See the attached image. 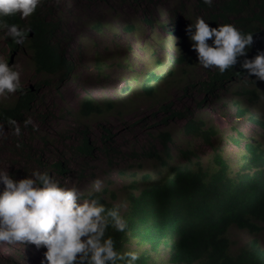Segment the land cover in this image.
<instances>
[{
    "label": "trees",
    "instance_id": "1",
    "mask_svg": "<svg viewBox=\"0 0 264 264\" xmlns=\"http://www.w3.org/2000/svg\"><path fill=\"white\" fill-rule=\"evenodd\" d=\"M134 1L151 3L153 0ZM41 11V3L37 1L25 17L11 15L0 18L28 29L24 38L32 54V70L43 78L38 79L33 88L18 89L17 98L0 108V122L6 125L11 126L9 120L22 123L33 113L35 105H45L38 91L41 87L51 86L48 79H56L60 85L70 78L74 70V59L64 43L68 35L61 33L58 21L41 15ZM197 15L209 26L231 23L242 32H251V43L245 57L251 58L264 47V0H210L207 5L194 0L189 11L185 3H179L168 23L160 28L171 37H179L178 43L172 44L171 39L169 44L176 49L174 62L183 68L175 76L172 70L163 74L145 70L134 78L135 88L126 82L117 97H84L75 114L79 123L74 132L77 139L68 150L71 156L90 159L97 148L90 126L82 121L108 115L120 116L134 107L135 98L154 100L155 95L164 93L160 84L171 75L174 80L168 85H182L184 94L195 92L201 99L200 103L216 98L234 82L242 84L240 93L250 99L261 97L264 101V81L254 79L251 74L246 76L245 70L239 67L241 57L222 72H217L214 67H201L202 76H190L188 69L198 64L183 28ZM8 44L11 49L17 47L10 40ZM187 98L191 101L197 99L191 95ZM234 104L238 117L245 118L264 134V119L248 108L240 107L236 100ZM158 112L166 116L164 125L170 120L182 121L185 134L211 147L209 161L202 163L195 152L185 150L181 153V163L170 164V133L161 132V149L142 153L144 158L157 162L159 170L155 176L144 174L126 186L124 206L118 209L124 220L123 229L114 232L104 228L110 237L111 247L134 250L136 255L131 264H264V136L258 141L232 130L228 140L238 149L236 169L232 170L221 152L212 146V140L219 132L215 126L194 116L189 108H172L171 102L161 104ZM97 128L101 130L99 138L105 148L110 141V131L100 123ZM62 157L57 156L49 162V168L59 176L67 174ZM92 194L105 207L116 201L115 194H108L106 190ZM232 226L249 235L248 241L235 252H231L227 236ZM259 235H263V244Z\"/></svg>",
    "mask_w": 264,
    "mask_h": 264
},
{
    "label": "rangeland",
    "instance_id": "2",
    "mask_svg": "<svg viewBox=\"0 0 264 264\" xmlns=\"http://www.w3.org/2000/svg\"><path fill=\"white\" fill-rule=\"evenodd\" d=\"M37 1L42 6L41 15L58 21L61 33L68 35L64 43L75 66L70 78L60 85L56 79H48L51 86L39 89L38 96L45 105H35L33 113L26 117L27 123H15V134L11 132L12 124L0 122V170L5 168L13 178L32 169L44 170L58 183L75 185L81 195L96 177L99 183L95 192L114 193L115 202H122L124 206L126 186L144 174L155 176L159 170L158 163L144 158L142 153L161 149V132L170 133V164L181 163V153L185 150L195 152L202 163L209 161L212 148L185 134L182 130L184 122L170 120L163 124L166 116L158 112L161 104L171 102L176 110L189 108L194 116L215 126L219 132L213 138L212 146L221 152L232 170L236 169L238 154L237 147L228 140L232 130L262 140L264 134L260 129L238 117L234 100L263 119L264 101L261 97L250 99L240 93V82L227 85V89L218 93L216 98H208L202 103L195 92L184 94L182 85H168L183 68L174 62L176 49L169 44L171 39L172 44L180 39L167 35L160 27L168 23L179 3H185L189 11L194 0H153L151 3H136L134 0ZM8 40L0 35V62L11 64L17 71L18 88L11 93H0V108L17 98L18 89L33 88L38 79H43L32 70V54L25 38L14 49ZM148 69L158 74L167 70L174 72V76L160 84L164 93L155 95L154 100L135 98L134 107L120 116L82 121L90 126L97 148L90 159L71 156L68 150L77 139L74 132L79 122L75 114L80 101L86 96L93 99L117 97L126 82L134 87V78ZM188 71L192 77L203 75L199 65ZM189 95L197 99L191 101L187 98ZM99 123L110 131V141L105 148L99 138ZM60 155H63L67 167L64 176L56 175L49 168V162ZM227 236L231 252L249 239L247 232L234 226L228 229ZM258 238L262 243L263 235ZM41 251L40 245L33 246L29 242H0V264H37Z\"/></svg>",
    "mask_w": 264,
    "mask_h": 264
},
{
    "label": "clouds",
    "instance_id": "3",
    "mask_svg": "<svg viewBox=\"0 0 264 264\" xmlns=\"http://www.w3.org/2000/svg\"><path fill=\"white\" fill-rule=\"evenodd\" d=\"M37 0H0V18L30 14ZM205 5L210 0H201ZM26 27L0 19V35L20 44ZM189 48L194 51L195 63L202 68L214 67L217 72L236 63L254 79L264 81V47L251 58L244 53L251 43V32L241 31L231 23L209 26L200 16H193L184 25ZM18 88L17 71L11 64L0 62V93ZM11 132L15 134V122ZM27 123V121H22ZM99 183L93 177L83 195L73 184L58 183L44 170L32 169L13 178L0 170V242H29L41 246L37 264H131L136 253L132 249L111 247L108 227L119 232L124 220L118 209L122 202L104 206L95 192Z\"/></svg>",
    "mask_w": 264,
    "mask_h": 264
}]
</instances>
